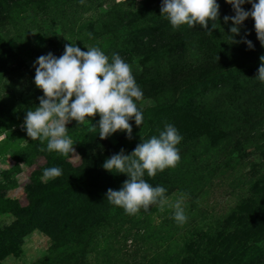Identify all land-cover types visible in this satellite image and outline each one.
Instances as JSON below:
<instances>
[{
    "label": "rangeland",
    "instance_id": "374dc122",
    "mask_svg": "<svg viewBox=\"0 0 264 264\" xmlns=\"http://www.w3.org/2000/svg\"><path fill=\"white\" fill-rule=\"evenodd\" d=\"M217 2L209 32L173 29L161 0L151 12L146 0H8V13L0 0V264H264V83L255 79L264 46L251 17L231 34L223 17L232 7ZM245 33L253 49L232 42ZM70 43L118 53L147 76L136 101L143 124L129 121L130 139L120 130L101 139L98 113L67 125L78 156L48 151L47 140L33 141L23 128L43 95L34 61L59 57ZM166 123L183 137L181 158L144 179L167 189V203L128 215L105 199L128 177L102 163L121 149L130 154ZM52 166L62 174L43 178ZM180 198L183 224L170 206Z\"/></svg>",
    "mask_w": 264,
    "mask_h": 264
},
{
    "label": "clouds",
    "instance_id": "9594fccd",
    "mask_svg": "<svg viewBox=\"0 0 264 264\" xmlns=\"http://www.w3.org/2000/svg\"><path fill=\"white\" fill-rule=\"evenodd\" d=\"M231 5L234 15H225L224 23L231 21L229 31L239 35L244 21L251 17L254 30L261 46H264V0H225ZM250 4V9L243 5ZM160 16L166 18L173 29L181 25L194 27L200 25L211 32L219 21L220 5L217 0H161ZM211 23V28L208 27ZM249 49L253 42L247 39V33L240 37ZM255 79L264 83V55ZM34 84L42 90L38 105L29 108L23 118V128L33 141L47 140V150L61 155L75 153L74 142L68 135L67 125L75 120L82 124L86 118L99 114L93 124L98 136L105 139L124 131L130 139L132 124H143V112L136 101L143 97V91L136 83L130 65L118 53L111 58L97 46L82 51L76 43L64 45L62 55L52 52L40 55L33 63ZM183 139L178 129L166 123L159 135H153L136 145L130 154L119 152L107 157L102 168L112 173H124L127 179L118 190L107 189L105 199L109 204L121 207L128 215H134L141 209L148 211L150 206L167 203V189L163 185H153L144 179L156 175L158 171L174 168L180 160L177 145ZM62 174V169L52 166L43 169V178L52 179ZM173 219L183 224L188 217L182 198L170 205Z\"/></svg>",
    "mask_w": 264,
    "mask_h": 264
},
{
    "label": "trees",
    "instance_id": "16d2710c",
    "mask_svg": "<svg viewBox=\"0 0 264 264\" xmlns=\"http://www.w3.org/2000/svg\"><path fill=\"white\" fill-rule=\"evenodd\" d=\"M7 1L8 0H4V5H3L4 6V12H6V13H8L10 11L9 8H12V7H10V5H8ZM42 1L43 0H15L16 4H18L17 6H21V5H24V4H30V3H41ZM146 2L147 3L144 6H146V9H148V8H150L151 3L153 4V2H155V0H146ZM152 7H153V5H152ZM151 11H156V10H155V8H153V9L150 8L149 12H151ZM215 23H216V25H218L217 22H215ZM132 74H133V76L135 78L136 83L139 85V87L142 88L145 91L147 89V88H145V86H147L146 85L147 84L146 73L145 72L141 73L139 71L134 70V71H132ZM143 74L145 76H143ZM154 77L157 78V74L156 73H154ZM149 87L154 89L155 86L154 85H149Z\"/></svg>",
    "mask_w": 264,
    "mask_h": 264
}]
</instances>
